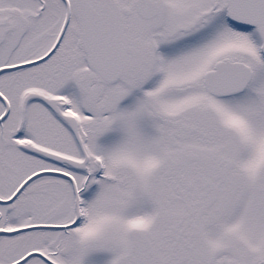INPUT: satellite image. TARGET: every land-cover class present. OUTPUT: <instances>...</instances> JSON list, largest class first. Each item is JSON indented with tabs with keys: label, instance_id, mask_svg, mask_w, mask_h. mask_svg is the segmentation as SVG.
Returning <instances> with one entry per match:
<instances>
[{
	"label": "snow or ice",
	"instance_id": "obj_1",
	"mask_svg": "<svg viewBox=\"0 0 264 264\" xmlns=\"http://www.w3.org/2000/svg\"><path fill=\"white\" fill-rule=\"evenodd\" d=\"M0 264H264V0H0Z\"/></svg>",
	"mask_w": 264,
	"mask_h": 264
}]
</instances>
